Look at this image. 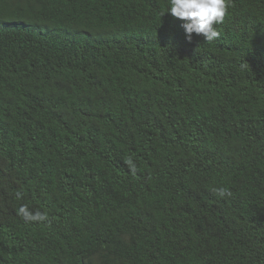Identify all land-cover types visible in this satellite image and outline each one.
<instances>
[{"label":"trees","instance_id":"1","mask_svg":"<svg viewBox=\"0 0 264 264\" xmlns=\"http://www.w3.org/2000/svg\"><path fill=\"white\" fill-rule=\"evenodd\" d=\"M167 6L0 0V264H264V0Z\"/></svg>","mask_w":264,"mask_h":264},{"label":"clouds","instance_id":"2","mask_svg":"<svg viewBox=\"0 0 264 264\" xmlns=\"http://www.w3.org/2000/svg\"><path fill=\"white\" fill-rule=\"evenodd\" d=\"M231 0H168V6L164 12L169 13L172 17L186 21L181 25L186 33V40L191 41L192 34L202 35L205 41L211 42L218 38L220 33L214 25L222 24L228 12ZM66 24H70L67 19L62 20ZM85 33L89 32V28ZM102 41L106 43V37L102 36ZM131 174L135 175L137 167L135 162L126 159ZM213 191L220 197H230L231 191L225 187L214 188ZM17 199L22 198V192H17ZM16 214L21 217L25 223H44L49 222L47 212L41 210H31L28 205H21Z\"/></svg>","mask_w":264,"mask_h":264}]
</instances>
